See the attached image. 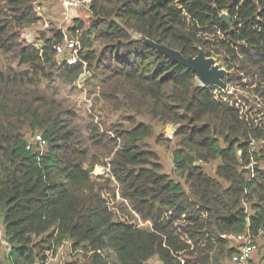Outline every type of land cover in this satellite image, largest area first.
<instances>
[{
	"label": "trees",
	"instance_id": "obj_1",
	"mask_svg": "<svg viewBox=\"0 0 264 264\" xmlns=\"http://www.w3.org/2000/svg\"><path fill=\"white\" fill-rule=\"evenodd\" d=\"M90 1L82 61L69 65L56 59L61 30L43 35L41 46L19 42L17 28L37 20L36 0H0V50L17 62L0 60V223L12 246L0 264L43 263L67 240L89 264H114L111 252L115 264L154 256L164 264L230 262L238 251L231 234L264 237V118L257 124L252 115L264 113V0ZM133 33L185 57L204 50L227 70L226 84L253 88L262 111L244 113L231 89L203 85ZM86 71L100 82L97 101L122 109L130 126L116 123L109 133L94 125L86 139L74 111L42 88L55 73L74 85ZM140 114L177 126L173 154L184 182L162 170L145 142L153 126ZM24 128L41 130L45 147L27 148ZM214 159L215 175L198 163ZM97 164L110 175L95 174ZM118 192L149 228L115 211Z\"/></svg>",
	"mask_w": 264,
	"mask_h": 264
},
{
	"label": "rangeland",
	"instance_id": "obj_2",
	"mask_svg": "<svg viewBox=\"0 0 264 264\" xmlns=\"http://www.w3.org/2000/svg\"><path fill=\"white\" fill-rule=\"evenodd\" d=\"M63 1L64 0H36L33 7L37 15V20L31 24H25L24 26L17 28V31L20 33L19 42H22L25 45L34 44L41 46L44 42L41 38L43 35L52 36L54 31L61 30L68 36L78 38L81 44V39L84 33H86V29L90 25L92 19V12L90 9L91 1L86 0L81 6L71 7L68 10L65 9ZM79 22L84 23L85 28L80 30L77 29L74 33L71 31V28ZM100 29L101 27H97L94 32H98ZM133 37L141 39V35L138 33H133ZM56 59L59 61L60 57L56 55ZM0 60L6 65L13 63L15 67L17 66L16 60L11 58V54H2V50H0ZM216 62L220 64L217 60ZM246 79L247 78H243L242 81L245 82ZM197 81H199V79H197ZM42 83V88H44L48 94H54L56 97L60 98L66 106L74 111V124L81 129V132L86 139L91 136V128L94 125L99 126L100 130H105L109 133H111L110 130L106 129L116 123H123L125 127L130 126L129 122L126 120L124 121V119L121 118L122 109L115 111L108 107L103 101H97L96 97L99 93L100 82L98 79H93L91 72L86 71L81 79L74 85L65 83L57 73H55L53 78L43 80ZM243 84L244 83L232 85L227 84V89H231L233 92V100H235L237 106L241 107L243 112L247 114L250 113V110L258 112V110L263 109V104L255 95L253 88H251V86L246 88ZM252 115L257 124H259L260 119L264 118V113H258L257 116L252 113ZM137 120L139 122L144 121L150 123L153 126V130L145 139V142L149 148L157 154L158 161L163 168L162 170L175 179L184 182V178L181 177V172L176 169L174 162L173 152L179 145V138L175 135L177 126L172 123L159 121L149 114H140L137 116ZM24 132L28 142L31 143L32 146L38 147L37 139L42 135L41 130L24 128ZM255 144L258 145L262 143L255 141ZM86 145H90V142H87ZM112 155L113 154H111V156ZM106 160L109 161V158ZM219 162V159H214L209 162L198 160V163L203 165L204 170L211 175H215ZM102 166V164H97L94 173L101 174L103 172ZM122 201L124 200L118 192L116 199L113 201L116 206V208H114L115 211L119 214L127 213L131 220L142 227H150L151 223L149 221L142 219L127 201ZM119 206H122L123 209L120 210ZM233 235L234 236H229L232 239L230 242L231 244L240 246L244 243V239L239 236L241 233ZM255 241L257 244V250L254 253L252 263L264 264V237H257ZM71 250V242L67 240L64 243V248L59 259L57 261H51L50 264H65L68 261H78L77 264L90 263V259L87 255H83L81 252L75 253L72 251L71 253ZM5 254V247L0 238V257L3 258ZM110 260L112 263H116V255L113 252H111ZM159 260L160 259H158L157 256H154L150 261L157 262ZM226 264L235 263L231 259L230 262H226Z\"/></svg>",
	"mask_w": 264,
	"mask_h": 264
},
{
	"label": "built area",
	"instance_id": "obj_3",
	"mask_svg": "<svg viewBox=\"0 0 264 264\" xmlns=\"http://www.w3.org/2000/svg\"><path fill=\"white\" fill-rule=\"evenodd\" d=\"M86 0H64L63 5L65 9H70L71 7H79L84 4ZM38 46V45H37ZM54 50L57 56L60 57V63H67L69 65H75L81 62L80 58V51H81V44L80 40L75 37L68 36L64 34V40L62 43H58L54 46ZM37 144L41 149L44 148L46 145V140L43 139L42 136H39L37 139ZM31 143L28 144L27 148H31ZM103 172L101 174H105L109 176L110 167L102 166ZM226 236V235H225ZM230 236H234L231 234ZM242 239H244V243L240 246H237L238 251L232 257V260L235 264H253L252 259L254 253L257 250V244L255 241L254 235L248 229L241 235H239ZM0 238L4 244L5 251L10 253L12 250V246L9 243L8 239L5 237L3 225L0 223ZM62 246H60L56 251L48 250L46 252V261L39 264H50L51 261H57L62 253ZM74 252V251H73ZM76 253V252H75ZM145 264H164L163 261L159 260L157 262L148 261Z\"/></svg>",
	"mask_w": 264,
	"mask_h": 264
},
{
	"label": "water",
	"instance_id": "obj_4",
	"mask_svg": "<svg viewBox=\"0 0 264 264\" xmlns=\"http://www.w3.org/2000/svg\"><path fill=\"white\" fill-rule=\"evenodd\" d=\"M222 17L227 23L231 24L227 13H223ZM141 39L154 46L159 51L165 53L174 61L192 69L203 85L218 84L223 88H227L228 85L224 81L227 70L222 68L220 64L216 62V58L207 56L204 50H201L197 56L185 57L180 50L167 45L159 44L143 35H141ZM253 166L256 168L259 166V163H255ZM88 171L92 172L93 168L88 167Z\"/></svg>",
	"mask_w": 264,
	"mask_h": 264
},
{
	"label": "crops",
	"instance_id": "obj_5",
	"mask_svg": "<svg viewBox=\"0 0 264 264\" xmlns=\"http://www.w3.org/2000/svg\"><path fill=\"white\" fill-rule=\"evenodd\" d=\"M63 248H64V246L62 247V251H63ZM71 249H72V243H71ZM72 251H73V250H71V253H72Z\"/></svg>",
	"mask_w": 264,
	"mask_h": 264
}]
</instances>
